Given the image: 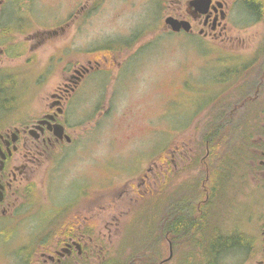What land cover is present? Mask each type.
Returning a JSON list of instances; mask_svg holds the SVG:
<instances>
[{
  "label": "rangeland",
  "instance_id": "374dc122",
  "mask_svg": "<svg viewBox=\"0 0 264 264\" xmlns=\"http://www.w3.org/2000/svg\"><path fill=\"white\" fill-rule=\"evenodd\" d=\"M183 3L185 0H4L0 7V14L11 18L5 24L23 31L10 37L11 42L23 44L17 45L20 47L15 54L7 48L10 53L1 59L0 78L16 81L12 87V82L4 85L0 92L3 99L36 94V99H30L37 101L61 80L68 63L84 62L93 50L102 47L115 50L105 66L106 73L86 81L85 122L75 130L69 128L81 144L69 149L58 174L72 177L65 181L58 177L52 186L64 194L72 193L73 181L90 183L91 189L105 188L107 198L116 201L115 207L107 209L106 220L114 215L120 218L118 229H101L112 238V253H132L129 245L120 244L119 237L124 222L142 202L138 190L144 189L141 180L146 174L153 181L150 187L154 207L161 209L159 217L168 195L171 203L187 199L198 203L204 198V193L194 194V188L211 189L209 178L204 176L219 161L212 157L211 161L195 162L198 154H205L203 136L207 128L223 109L236 111L238 124L246 126V92L261 93L259 62L263 59L258 50L264 39V24L246 20L243 7L233 0L235 25L227 42L217 45L194 36L195 28L190 35L171 33L164 19L180 12ZM20 20L21 26L17 25ZM59 26L64 29L54 38L24 46L27 32ZM52 62L56 64L50 67ZM31 104L29 116L37 110L36 102ZM174 146L186 149L181 153L182 164L179 150L170 157L169 149ZM237 163L222 193L209 206L212 212L208 218L218 236L245 238L246 222L261 199L255 183L246 177V160ZM183 183L190 188H184ZM126 190H130L128 195ZM120 192L122 197L116 198ZM146 229L141 225L130 228L129 241L147 237ZM14 244L0 243V253L13 254ZM155 245L158 252L168 255L166 243ZM237 251L231 246L222 249L221 260L240 263ZM199 253L195 247L175 246L170 264H186V260L197 264ZM182 254L189 259H181ZM17 258L11 255L6 264H21Z\"/></svg>",
  "mask_w": 264,
  "mask_h": 264
},
{
  "label": "flooded vegetation",
  "instance_id": "af4514ba",
  "mask_svg": "<svg viewBox=\"0 0 264 264\" xmlns=\"http://www.w3.org/2000/svg\"><path fill=\"white\" fill-rule=\"evenodd\" d=\"M3 1L0 0V7ZM191 1L196 2V7L190 4ZM248 1L237 0V5H241L246 16L248 15L246 20L264 24V2L259 1L260 14L256 15L247 7ZM183 5L180 12H175V16H171L188 21L190 30L169 32L190 35L195 33V28L197 31L194 36L209 39L217 45L218 42L225 43L231 38L230 33L235 25L233 0H185ZM10 19L7 14H0V63L2 57L10 53L9 49L15 54L20 47L17 45L23 44L10 41L14 33H23L21 30L10 29V24H5L9 23ZM63 29V26L39 27L35 32H27L24 46L34 41L35 46L40 45L44 40L57 36ZM214 47L222 49L220 46ZM258 53L263 59L259 62L262 76L258 83L261 90L260 100L256 101L259 96L255 91L251 94L250 91L246 92L244 99H246V177L255 183L261 199L258 201L255 214L248 218L250 222L248 224L246 222V237L238 238V244L231 246L238 248L236 254L241 258L238 264H264V39ZM108 62L106 58L101 62L93 61L89 57L84 62L68 63L63 68L61 80L37 101L34 100L37 98L36 94H22L20 97L14 94V97L9 96L7 99L0 97V243L14 242L16 248L13 254L0 253V264H6V261L10 260L9 257L14 254L18 255L17 259L21 264H170L174 246L184 245L200 250L198 256L200 262L197 264H229L227 260H221L224 256L220 254L222 247L219 251L216 246L211 247L207 253L195 240L185 242L180 239L173 243L169 220L161 224V232H157L159 237L155 238L154 229L160 227L156 218L159 217L161 209L154 207L155 200L152 196L154 193L150 187L153 181L148 174L141 180L144 189L138 190L142 202L124 222L119 237L120 244L131 245L132 253L126 255L112 253L111 251L115 249L111 236L107 237L101 233L103 228L111 231L118 229L120 224V218L116 215L110 221L106 220L107 209L115 207L116 201L107 198L105 188L91 189L89 181V184L85 181L84 184L73 181L71 194L70 192L64 194L63 191H55L52 188L56 178L65 181L67 176L72 177L58 174L65 156L70 153L69 149L81 144L79 141L76 142L69 128L74 129L81 122H85L87 115L84 101L88 94H85L84 86L92 75L106 73L105 66ZM55 64L52 62L50 67ZM14 79L0 78V92L6 83L12 82L9 85L11 87L16 85ZM33 96L34 99H30ZM32 102H36L37 110L35 114L29 116ZM228 113L232 114V110ZM59 125L64 129L62 137L56 134ZM215 129L218 130V127ZM65 135L69 140H66ZM204 145L205 154L201 156L198 154L195 161L202 162L208 156H214L213 151L216 149L213 148L210 153L209 140H205ZM176 152L182 164L181 153L186 152V149L174 146L169 149L170 157H175ZM166 164L170 171V163ZM208 175L207 173L204 178L208 179ZM226 182L224 183L227 184ZM224 183L221 184L222 187ZM129 191L126 190L127 195ZM220 191L204 189L201 191L204 198L200 199L194 208L198 211L199 218L207 219L202 225L208 229L214 228L208 218L212 211L208 206L201 205L211 203L218 197ZM122 194L123 192H120L115 197L120 198ZM132 199L133 197H130V200ZM164 202L162 214L169 219L168 211L171 204L169 195L164 197ZM203 207L206 213L203 212ZM179 209L185 210L187 207L182 206ZM119 212L121 216L123 211L119 209ZM138 225L147 228V237L135 238L130 242L129 230ZM156 243L159 245L161 243V246L166 243L168 255H163L162 250L155 255ZM171 250V257L168 258ZM186 258L182 254L181 259ZM186 262L191 264L187 260Z\"/></svg>",
  "mask_w": 264,
  "mask_h": 264
},
{
  "label": "trees",
  "instance_id": "16d2710c",
  "mask_svg": "<svg viewBox=\"0 0 264 264\" xmlns=\"http://www.w3.org/2000/svg\"><path fill=\"white\" fill-rule=\"evenodd\" d=\"M258 4L259 0H249L247 7L249 8L251 13L258 15L260 14L258 11ZM21 24L22 20L17 23V25L19 26H21ZM91 53L92 54L90 58L93 61H103V58H106L110 61L111 55L115 53V50L107 46L102 47L101 49H95ZM251 93L252 91L250 92V94ZM228 111L220 110L218 112L219 114L213 117L209 127L207 128V131L203 136L204 143L205 140H209L210 152L212 153L213 148L216 149L215 151H213L214 156L210 155L207 159H210V161L212 157L219 159L218 164L213 169L211 167L212 163L210 162L209 164L211 168L208 173V178L211 185V191L222 190L224 187H222L221 184L227 181V177L231 173V171L233 172L235 164L238 161H242L243 158L246 160V156H242V154L246 152V126L244 124H238V115L236 114V111L232 114H229ZM216 127H218V130L215 129ZM227 128H231V130H228ZM165 182L168 183L169 180ZM182 186L184 188H190L186 183H183ZM196 192L201 193L200 187L194 188V194H196ZM212 195L213 194H211V196ZM200 197L201 195L197 196V198ZM196 205L197 200L195 202H191L190 199L182 200L181 203L180 200L172 202L168 211L169 219H166V215L163 214L161 215V217L156 219V222L160 223V227H155L154 229L155 238L159 237L157 232H161V224L165 223L166 220H169L171 240L173 243L174 241L176 242L180 239L185 240V242L195 240L197 241V243H199L198 245L202 247L203 250H206L207 253L210 252L211 247L216 246L217 250L219 251L221 247L222 249L229 248L230 246L236 245V243L238 244L237 237L215 235L212 229H208V227L202 225L203 222H207V219L202 217L199 218L197 216L198 211L194 209ZM182 206H186L187 209H179ZM201 206L209 207L210 203L207 205L203 204ZM204 209L205 208L203 207V212H205ZM221 239H223L224 241H221ZM129 246L131 247V245ZM158 248L159 247L157 245H154L155 255L158 253Z\"/></svg>",
  "mask_w": 264,
  "mask_h": 264
},
{
  "label": "water",
  "instance_id": "95a60500",
  "mask_svg": "<svg viewBox=\"0 0 264 264\" xmlns=\"http://www.w3.org/2000/svg\"><path fill=\"white\" fill-rule=\"evenodd\" d=\"M190 4L194 5L196 7V2L195 1H191ZM165 24L170 28V30H172L173 32H178L181 29L185 30V31H189L190 30V23L188 21L185 20H180L177 18H174L173 16H167L164 19ZM56 134L59 137H62L64 134V129L62 126L59 125L58 127V131H56ZM66 140H69V137L67 135H65ZM171 257V251H170V255L168 258Z\"/></svg>",
  "mask_w": 264,
  "mask_h": 264
}]
</instances>
